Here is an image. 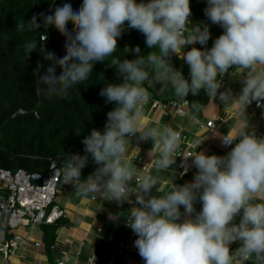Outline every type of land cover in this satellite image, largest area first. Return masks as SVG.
Returning <instances> with one entry per match:
<instances>
[{"label": "clouds", "instance_id": "obj_1", "mask_svg": "<svg viewBox=\"0 0 264 264\" xmlns=\"http://www.w3.org/2000/svg\"><path fill=\"white\" fill-rule=\"evenodd\" d=\"M204 11L212 24L223 28V34L210 49L193 47L183 53L187 45H206L210 38L207 24L190 22V0H83L78 11L69 3L58 6L53 15L44 18V24L46 29L54 26L66 37V54L57 58L41 46L44 59L53 63L39 76L36 95L66 98L70 88L89 79L96 62L113 55L125 22L128 28L141 32L146 45L158 52L141 56L137 46L133 50L137 58L110 61L123 82L109 83L100 95L116 107L107 113L103 132L94 128L84 139L86 155L64 157L65 184H73L78 196L95 200L99 196L118 204L131 202L134 194L139 207L129 210L126 226L137 235L134 244L145 264H264V202L255 201L258 194H264V137L249 133L247 126L235 136H223L225 145L238 141L227 155L194 152L189 155L198 170L194 180L183 185L172 183L167 191L155 196L151 190L160 184L159 177L148 175L134 180L135 169L123 161L131 137L153 141V147L159 149L155 161L158 172H167L175 157L183 155L178 151L179 131L141 122L143 105L149 98L145 82L161 83V93L170 87L181 100L201 90L213 98L219 95L225 104L238 100L241 112L253 100L264 99V0H207ZM36 19L33 16L27 23L29 29L40 27ZM68 22L74 25L72 31L67 28ZM25 25L21 20L17 31L25 30ZM46 40L47 35L41 34L39 43ZM37 46L36 41L26 43V54ZM172 54L179 55L190 67V78L185 79L182 71L173 67ZM57 66L62 70L59 75ZM40 67L38 64L34 74ZM230 69L246 73L237 99H231L230 91L218 92L222 86L218 77ZM200 144L197 142V146ZM87 154L99 167L81 179ZM157 192H161L160 187ZM197 201L202 203L199 212L194 206ZM233 243L239 244L235 251L230 249Z\"/></svg>", "mask_w": 264, "mask_h": 264}, {"label": "trees", "instance_id": "obj_2", "mask_svg": "<svg viewBox=\"0 0 264 264\" xmlns=\"http://www.w3.org/2000/svg\"><path fill=\"white\" fill-rule=\"evenodd\" d=\"M139 2L141 0H137ZM143 2L147 3L148 0ZM65 3L71 4L73 10L78 11L83 0H0V169H24L30 174H46L50 158H57L63 166L66 155H86L84 139L94 128L103 132L107 113L116 107L114 102H106V97L100 95L101 90L109 83L123 82V77L118 75L110 61L137 58L133 51L137 46L141 49V56L150 51L158 52V49H145V36L136 29L128 28L125 22V30L118 37L116 51L108 60L94 64L88 80L70 88L66 98L37 96V80L53 63L44 59L41 46L45 51L53 52L57 58L66 54V37L54 26L46 29L44 18L53 15L55 8ZM206 7L207 0H190L191 23L195 25L203 22L208 25L210 32L222 35V29L206 17ZM33 16H36V23L40 25L38 29H29L27 26ZM21 20L26 23L25 30L17 31L16 25ZM67 28L69 31L74 29L72 22H68ZM41 34L47 35L42 45L39 43ZM30 41H36L38 46L26 54L24 45ZM198 49L204 50L205 47ZM173 58L172 54L171 63ZM177 62L172 63L173 67L185 66L182 60ZM38 64L42 67L38 74H34ZM61 71L57 66L56 75ZM144 86L151 95L147 111L152 109L154 99L168 100L152 94L146 82ZM205 96L206 92L201 90L196 96L189 93L183 100L179 97L178 100H187L189 112L191 106V112L196 113V104ZM77 129H80L79 134ZM87 155L88 161L81 171V179H86L99 167L91 155ZM69 224L68 220L61 218L54 224L43 226L48 250L55 244L58 228Z\"/></svg>", "mask_w": 264, "mask_h": 264}, {"label": "crops", "instance_id": "obj_3", "mask_svg": "<svg viewBox=\"0 0 264 264\" xmlns=\"http://www.w3.org/2000/svg\"><path fill=\"white\" fill-rule=\"evenodd\" d=\"M219 36L220 34L216 32H210V38L206 45H201L199 43L187 45L182 49V52L186 53L193 47H205L210 49L215 39ZM173 55V64H178L179 62H177V60L184 61L179 55ZM174 68L184 71L185 73L189 69L186 66L181 67L180 65ZM261 70L264 71V69ZM237 71L242 70L230 69L229 72L226 73L228 77L225 87L223 88V92L230 91L232 99H237L240 96L244 86V76L246 75V73H235ZM207 96L196 104L198 105L196 113L191 112V106L189 107L190 112L185 116L165 115L161 109H149L148 111L145 109L141 122L148 127L163 128L169 125L176 130L182 129L187 134V140L186 143L181 142L180 147L186 150H194V152L197 153L203 152L205 154L209 152V155L217 156L227 155V153L231 151V148L235 146V143L238 142L234 141L230 148L226 150L220 144L222 137L226 135L235 136L240 129L246 126L249 133L254 132L255 134H259V137H264V125L261 122L260 112L254 105L256 100H253L247 105L245 112H241L238 100H233L225 104L223 102L219 103L215 98ZM162 98L167 99V97ZM172 99L178 100V97L176 96ZM197 119L203 121L213 120L216 124V128L212 131L208 129H199L196 124ZM197 142H201V144L197 146ZM127 148L129 154H140L150 163L145 173L141 164L133 160L124 161L135 169L134 180L136 176L143 174L159 177L160 184L154 186L151 190V195L153 196L163 194V192L171 187L172 183L175 185H183L187 182H192L198 171L192 164L193 157L188 166V173L183 177H179L177 173L179 161L177 157H175L174 163L169 167L167 172H158L155 169V161L159 158V149L153 147V141L151 140L141 141L138 137H134L129 141ZM133 185L134 181L131 182V186ZM72 187L73 184L62 183L58 193L60 196L58 197L57 195L56 204L63 212L61 218L68 220L70 224L58 228L55 244L48 250L43 229V226L46 224H43L39 227L40 232L38 231L39 228H37L34 233V236H37L36 238H40L43 233V244L40 247L30 245L27 249L18 250L13 256L6 259L0 254V264H56L57 259L62 257L64 252H67L69 256L66 264H76L74 263V258L76 257L75 253L81 243H83V251L77 264H85L89 253L92 252H95L98 256L105 259H113L116 264L145 263L138 254L137 248L136 252L128 249L119 251L115 244L105 240V237L108 235H113L116 240H125L127 232L119 224V220L126 217L132 207H139V205L136 204V196H130L129 199L131 202L125 201V206L123 209H120L114 205L112 201L101 197L94 200L90 196H78L76 191L72 190ZM158 187L161 189L160 193L157 192ZM259 200H264V194H258L255 197L256 202ZM198 203L202 205L199 201H197L195 205ZM180 211L182 213L184 212L183 206H181ZM110 215L117 218L111 219ZM239 219L240 217H237L236 221L238 222ZM98 226L102 227L100 236H98L96 232ZM231 246L236 249L239 244L233 243Z\"/></svg>", "mask_w": 264, "mask_h": 264}, {"label": "built area", "instance_id": "obj_4", "mask_svg": "<svg viewBox=\"0 0 264 264\" xmlns=\"http://www.w3.org/2000/svg\"><path fill=\"white\" fill-rule=\"evenodd\" d=\"M191 21L192 20H190V22ZM214 25L223 30L219 24ZM189 73L190 67L186 73L182 71L185 79L190 78ZM227 77V74H225L222 78L218 77V79H220L222 82V86L218 92H223ZM215 99L219 103L223 102L219 99V95H217ZM150 100L151 95L149 93V98L144 103L142 111L148 108ZM188 105L189 102L187 100L164 101L156 98L153 100L151 108L161 109L166 115L184 116L189 113ZM254 105L259 110L261 122L264 125V99L259 101L256 100ZM196 124L199 129H208L212 131L216 128V124L213 120L203 121L201 119H197ZM177 131H179L181 134V142L186 143L187 134L182 129ZM255 135L259 138V134ZM133 138L134 137L129 138V141ZM220 144L226 150H228L231 146L225 145L223 140H221ZM178 151L183 155L176 156L179 161L177 173L179 177H183L189 171L188 166L193 158L189 155H192L194 150H186L185 148L180 147ZM205 154L209 155V152H206ZM125 160H133L141 164L145 173L150 166V163L147 162L140 154H129L128 148L123 158V161ZM33 175L34 174H30L24 169H18L16 171L3 168L0 169V254L5 259L13 256L18 250L27 249L30 245L40 247L43 244V233L40 238H36L37 236H34L35 229L39 228L43 224H52L63 216V212L56 204L57 195L60 189L59 185L65 183L63 166L60 164V162H58V159L50 158V166L47 173L39 174L46 177L47 181L45 184L37 183L33 179ZM143 176H148V174L138 175L136 177ZM132 187H135V181ZM72 190L76 191L74 185ZM131 196H134V194ZM99 198L100 197L97 196V199ZM112 202L120 209H123L125 206L124 202L122 204H118L115 200H112ZM257 202H264V200H259ZM119 224L127 232L125 240H116L113 235H108L105 237V240L115 244L119 251L128 249L130 251L136 252L134 242L138 237L130 227L126 226L127 217L120 219ZM38 231L40 232V228ZM96 232L98 236H100L102 227L98 226ZM230 249L235 251L233 246H230ZM82 251L83 243H81L75 253L76 257L74 258V263H78V259H80ZM68 259V253L64 252L62 257L57 259L56 264H66ZM85 264L116 263L113 259H105L98 256L95 252H92L89 253Z\"/></svg>", "mask_w": 264, "mask_h": 264}, {"label": "rangeland", "instance_id": "obj_5", "mask_svg": "<svg viewBox=\"0 0 264 264\" xmlns=\"http://www.w3.org/2000/svg\"><path fill=\"white\" fill-rule=\"evenodd\" d=\"M190 82V80H189ZM147 84L150 86V92L152 94H156V95H159V96H162V97H167V99L169 100H173L172 98L176 97L174 92H172L173 90L169 87L168 90H165L163 93L160 92V89L162 88V84L161 83H155L154 85L153 84H150L147 82ZM61 185H59V188H61ZM60 195H58L59 197ZM195 209L197 211H200L202 209V205L200 203L196 204L195 205ZM0 259H1V256H0Z\"/></svg>", "mask_w": 264, "mask_h": 264}, {"label": "water", "instance_id": "obj_6", "mask_svg": "<svg viewBox=\"0 0 264 264\" xmlns=\"http://www.w3.org/2000/svg\"><path fill=\"white\" fill-rule=\"evenodd\" d=\"M148 48V46L145 44V49H147ZM33 179L37 182V183H39V184H45L46 183V177H44V176H41V175H39V174H34L33 175Z\"/></svg>", "mask_w": 264, "mask_h": 264}]
</instances>
